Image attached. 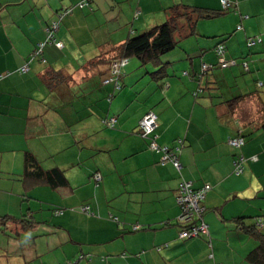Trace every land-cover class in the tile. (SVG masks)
<instances>
[{"label": "crops", "instance_id": "1", "mask_svg": "<svg viewBox=\"0 0 264 264\" xmlns=\"http://www.w3.org/2000/svg\"><path fill=\"white\" fill-rule=\"evenodd\" d=\"M77 1L0 0V215L32 214L41 222L20 239L10 230L0 231V264H69L82 253L91 260L79 264H252L248 256L259 240L236 220L264 215V0H233L236 7L229 13L199 20L196 33L165 57L172 66L163 79L149 74L158 65L143 68L130 59L122 68V90L127 89L118 97L115 83L104 84L103 79L109 59L131 32L127 23H113L122 19L127 3L133 2L139 17L132 28L137 33L165 22L173 4L221 9L220 0H96V12L80 11L66 19L57 34L62 50L48 45L40 59L31 58L45 39L53 11ZM107 24L118 30L117 39L95 36V31L106 33ZM81 31H90L93 38L84 43L83 63L76 64L74 45ZM250 38L262 40L250 45ZM219 43L226 45L228 59L248 61L250 71L240 64L216 67L199 81L196 72L204 62L216 63ZM103 52L102 63L89 65ZM25 63L30 69L20 74L17 69ZM52 70H64L70 77L59 83L49 74ZM96 91L100 95H93ZM112 93L111 103L101 101ZM149 110L158 115L160 144L175 146L183 139L182 176L195 187L211 185L204 204L212 249L207 238L178 236L180 173L171 163L160 165V154L149 149V139L136 133ZM107 113L117 115L118 128L103 138L91 120L95 115L100 125ZM240 132L245 143L236 147L231 139ZM27 149L45 168H63L69 185L52 188L14 178L12 173H23ZM240 155L246 158V170L237 176L233 166ZM92 157L103 162H88ZM96 172L105 184L113 181L103 201L99 188L91 192L90 185L91 190L82 192L80 187ZM40 191L51 197L40 201L42 205L51 211L62 208V215L41 220L30 203L27 207V201L41 197ZM82 205H89L90 214L80 210ZM167 219L171 225L163 226ZM134 224L143 229L132 232ZM149 226L153 228L144 229ZM125 249L128 255L122 256Z\"/></svg>", "mask_w": 264, "mask_h": 264}, {"label": "trees", "instance_id": "2", "mask_svg": "<svg viewBox=\"0 0 264 264\" xmlns=\"http://www.w3.org/2000/svg\"><path fill=\"white\" fill-rule=\"evenodd\" d=\"M228 4H225L223 0H220L221 9H211L207 7L197 6V5H189L184 3L173 4L168 7V18L165 22L156 25L145 31H138L131 29L130 34L124 40L123 43L119 44L116 51V56L109 59V73L103 79L104 84H107L105 80L112 79L110 82L115 83V91L121 90L123 88V77L124 73H122V68H124L133 57L137 58L141 63L142 67L151 64L158 65V69L156 71L149 72L153 79H163L168 76V69L171 65L165 57L172 51H174L177 47H179L182 39L188 36H192L196 33L197 22L201 19H212L217 18L221 15H225L233 10L235 6V2L233 0H227ZM96 0H79L77 2L61 5L57 9L53 11L54 15L50 18V20L45 25V39L39 42L33 53L31 58H36L42 56V51L48 46L52 45L56 48L62 50L64 48L63 41L57 38L58 31L65 27V21L70 16L74 15L77 12L89 11V13H94L97 11ZM87 14V13H86ZM138 17V15H136ZM241 28V25L237 27ZM260 40H262L260 38ZM259 38L255 40L250 38V45L260 42ZM254 41V43H253ZM58 43H62L63 45H59ZM219 45L224 46V55L226 57V45L224 43H219L215 47L216 49ZM217 55V52H216ZM229 61H235L234 65H242L245 71H250L248 66V61L243 60L240 63L236 59H228ZM45 62V59L42 58ZM105 60V53H101L94 59L88 61L90 64H100ZM122 60H126L125 64H122ZM119 63L118 71L114 72L115 64ZM206 62L201 64V68L198 72H196L197 79L200 81L201 78L208 74L210 71L219 68H227L229 66H223L217 55L216 63H208V67H203ZM233 66V65H232ZM29 65L24 64L17 69L20 74L27 73L29 71ZM171 69V68H170ZM10 74V73H9ZM49 74L57 76V80L59 83H64L70 77L64 70H52ZM187 74V72L185 73ZM183 76V75H182ZM120 84V88H117L116 83ZM109 83V82H108ZM261 85H264V82H260ZM116 94V93H115ZM194 94H197V91H194ZM114 97V93L109 94L107 98L109 99V103L112 102ZM235 102V101H233ZM232 102V103H233ZM149 112H154L153 110L147 111L141 120L139 121L138 129L136 133L144 138L149 139L148 147L152 151H155L160 154L159 164L166 165L170 164L175 167V169L180 173V180L177 187L176 201L179 207V213L176 217L177 221L175 225L178 227L179 232L178 236L183 240H194L199 238H207L208 246L212 249V238H211V229L210 225L206 220V212L207 207L204 204V200L208 191L211 189L210 184H205L201 187H195L193 181L188 180L182 176V163L180 160V153L183 146V139H180L179 145L169 146L165 144H160L159 134L157 133L158 128V115L156 120V127L151 132H146L142 126V119ZM118 117L117 115H112L107 113L100 120V125L97 127L101 129H111L117 130L118 128ZM97 128V129H98ZM102 130L96 131V134ZM100 135V134H99ZM238 141V145L236 147H241L245 143V135L244 132L238 133L233 139ZM155 143L156 147L152 144ZM235 145V144H234ZM168 147L166 150L164 147ZM168 155V158L165 160L163 157ZM178 158L179 163H181V168H178L175 165V159ZM252 159H256L252 157ZM246 158L244 155H240L234 160L233 173L235 175H241L246 170ZM14 178L26 183L32 181L33 183H44L49 185L52 188H60L69 185V179L66 175V172L63 168L53 167V168H45L41 163V160L37 157V155L32 150H25L24 152V170L23 173H12ZM96 180L99 182L102 178L101 174L96 172L93 175ZM99 176V178L97 177ZM189 184V186L187 185ZM191 195L193 197L197 196L198 208L194 207L191 203H188L182 199L183 196ZM202 194V196H201ZM50 210V209H49ZM80 210L90 214L91 210L89 205H82ZM55 216H60L63 214L64 210L62 208H53ZM264 215H243L237 218L238 227H241L245 230V233H249L252 236L256 237L259 240V245L256 247L255 252L248 256V260L252 264H264ZM111 217L119 222V218L117 216L111 215ZM111 218V219H112ZM163 226H170L171 222L167 220L161 221ZM40 221H37L32 214L23 215L21 217L4 214L0 215V231L6 232V230H10L11 233L16 235L18 239L21 238V235L24 232H28L27 234H31L40 224ZM46 223V222H44ZM157 226L155 228L163 227ZM152 226L144 227V229H151ZM143 227L139 224H134L132 228V232H137L142 230ZM23 240V239H22ZM168 246V245H167ZM161 249V247H157ZM164 248V246H163ZM122 256L128 255V252L123 250L120 253ZM210 257L213 258V254H210ZM91 260V257L86 254H79L76 257V260L71 261L69 264H79L81 261ZM222 264V263H216Z\"/></svg>", "mask_w": 264, "mask_h": 264}, {"label": "rangeland", "instance_id": "3", "mask_svg": "<svg viewBox=\"0 0 264 264\" xmlns=\"http://www.w3.org/2000/svg\"><path fill=\"white\" fill-rule=\"evenodd\" d=\"M132 4H133V2H129L125 6V8H124L125 9V12L123 13V17H122L123 20L120 17V19H117V20L113 21V23H115L116 21H119V20H120V22L123 25H125V23H127L128 30L130 28H133V26L135 25V23L138 25L139 24V21H138V18L139 17L138 18H135V13L134 12L136 11V8L135 7L132 8ZM105 29L107 30L106 33H100V32H96L95 31V36L96 37H99V38L100 37L102 38V37L109 36V38H106V39H109V40L117 39L118 38V35L120 34V33L118 34V30H115V29L112 30V28H111V26L109 24L106 25ZM126 34L128 35V33H126ZM78 36L80 37L79 38V42L74 45V52H75V56H76V59H77L76 64L77 63H83L82 61L85 58L84 53H85V50H86V45H84V43L86 44L87 41H90L91 42L92 41V38H93V36L91 38V32L90 31H88V32L87 31H81L78 34ZM99 38L98 39H93V42L94 43H98L99 42ZM88 46L89 45H87V48H88ZM175 50H177V49H175ZM65 51H64V53L67 52V51L66 52ZM133 59H134V61H136V63H139L141 65V63L139 62V60L137 58L133 57L132 60ZM200 60H201V58H200ZM180 73L183 75V77H186V75L183 74V71H181ZM125 89H127V88H125ZM125 89H123V90H125ZM80 90H82V89H80ZM123 90L121 89V90L116 91L117 97L119 96V94L121 92H123ZM93 95H100V91H96ZM103 100H108L109 101L108 98H104L101 101H103ZM101 101L99 103H101ZM108 107H109V105H108ZM93 108H98V107L95 105V106H93ZM97 114L99 115V113H97ZM86 122L88 123V120H86ZM91 124H92L93 127L98 128L97 127L98 126V120H96L95 115H93V118L91 120ZM98 130H102V131L99 132V134L102 135L103 138L106 137L107 134H108V136H110L111 131H112L111 129H101V128H98ZM93 158L94 157H92L88 162H93L92 161ZM101 162H103V161H97V162H93V163L95 165H98ZM88 179L90 181L89 183L83 184V185L80 186L82 192L83 191L86 192L88 190H91L89 186L92 185L93 186V189L91 190V192L94 189L99 188L98 194H99V196L101 198V201H103V196L102 195L105 194V193H108L110 191V187L113 184V181H111L110 179H108L107 181H109V182H106V184H105L104 181H103V179L98 182L94 176H91ZM72 184L73 185L74 184H78L77 183V179L74 178V177L72 178ZM40 193H41V197L39 199L29 200V201L26 202V204L28 205L30 203V205L33 206L34 212L36 213V215L41 220H45L46 218H48L49 220H51L52 215H55L54 212L52 213V211L47 208L46 204H43L42 205V203L40 202V201L46 202V201L50 200L49 198H51V197H48L49 196V192L40 191ZM109 194H111V193H109ZM27 207H29V205ZM55 218H57V216H55ZM48 219H46V220H48ZM2 239H3V235L1 234L0 235V241H2ZM0 249L3 250V246L0 247Z\"/></svg>", "mask_w": 264, "mask_h": 264}, {"label": "built area", "instance_id": "4", "mask_svg": "<svg viewBox=\"0 0 264 264\" xmlns=\"http://www.w3.org/2000/svg\"><path fill=\"white\" fill-rule=\"evenodd\" d=\"M223 2L225 4H228L227 0H223ZM254 43V41H253ZM59 45H63L62 43H58ZM216 52H217V55L219 57V61L220 63L223 65V66H229V65H232L235 63V61H229L226 59L225 55H224V46L223 45H219L216 49ZM126 63V60H122V64H125ZM209 64L205 63L203 67H208ZM118 67H119V63L118 64H115V67H114V72L118 71ZM112 79H107L105 80L106 83L110 82ZM116 86L117 88H120V84L117 82L116 83ZM156 120H157V116L154 112H149L145 115V117L142 119V126L143 128L145 129L146 132H151L155 129L156 127ZM233 144L235 145H238V141L237 140H233L232 141ZM154 147H156V144L153 143L152 144ZM165 150L168 148L167 146L164 147ZM165 160L168 158V155H165L163 157ZM175 165L178 167V168H181V163H179L178 161V158L175 159ZM99 178V176H97ZM189 186V184H187ZM202 196V194H201ZM182 199L188 203H191L194 207L198 208V201H197V196L193 197L191 195H186V196H183Z\"/></svg>", "mask_w": 264, "mask_h": 264}]
</instances>
